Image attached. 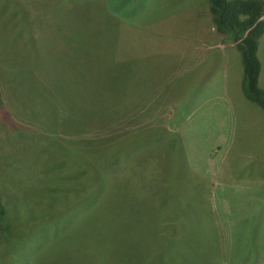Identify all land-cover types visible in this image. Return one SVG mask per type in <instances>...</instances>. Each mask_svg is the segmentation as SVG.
I'll return each mask as SVG.
<instances>
[{
	"label": "rangeland",
	"instance_id": "obj_1",
	"mask_svg": "<svg viewBox=\"0 0 264 264\" xmlns=\"http://www.w3.org/2000/svg\"><path fill=\"white\" fill-rule=\"evenodd\" d=\"M19 1L33 63L0 68V264H174L155 229L179 211L215 234L207 250L199 230L192 262L230 264L226 233L243 241L230 262L263 242L264 111L242 95L240 52L214 31L208 0ZM73 7L84 16L64 21ZM256 53L264 88V28ZM217 74L237 97L215 95ZM154 85L141 112L136 95ZM68 177L54 182L68 204L33 199Z\"/></svg>",
	"mask_w": 264,
	"mask_h": 264
},
{
	"label": "trees",
	"instance_id": "obj_2",
	"mask_svg": "<svg viewBox=\"0 0 264 264\" xmlns=\"http://www.w3.org/2000/svg\"><path fill=\"white\" fill-rule=\"evenodd\" d=\"M209 1V12L211 16L212 26L214 31L218 34L225 36L231 40L235 47L239 50L242 62V76L240 80V88L246 99L255 103L259 108L264 111V89L258 85L259 76V61L257 58V45L258 38L263 32V21L261 16L264 13V1L263 0H208ZM74 8V12H65L63 18L64 21L69 19L71 16L74 19H79L82 11L79 8ZM25 7L23 3L19 0H0V68L5 66L7 68H12L15 66H31L32 60H29L26 43L24 41V23L22 16L25 13ZM62 10V9H61ZM73 14V15H70ZM18 16L17 23H13L9 20L12 17ZM9 21V22H8ZM67 25V23L65 24ZM63 25V26H65ZM70 25V23H69ZM22 34V35H21ZM25 35V34H24ZM27 37V35H26ZM25 44V45H24ZM9 54V57L7 56ZM32 62V63H30ZM35 63V62H34ZM10 80V79H9ZM55 144V143H54ZM64 149V148H63ZM69 153L68 150H64ZM19 156V150L16 151ZM49 155V154H48ZM55 155L57 153L55 152ZM4 156V155H2ZM0 155V157H2ZM6 156H9L6 155ZM63 157L68 156L61 154ZM50 158V155L48 156ZM65 159V158H64ZM51 160V159H50ZM64 172V169H63ZM85 171L78 165V171L74 173V176L84 175ZM63 175H67L65 172ZM75 180L72 177L62 178V180H56L51 182L48 189L45 190H35L33 199H36L39 203L47 204H57L62 203L68 204L70 198H76L70 195V188H65L62 186L59 189H55L54 182L66 183L67 181ZM76 181V180H75ZM186 179L183 180V183ZM78 183V182H77ZM9 191V190H8ZM8 191L0 186V196H3ZM2 198V197H1ZM3 202L7 201L3 199ZM162 203L159 204L161 206ZM175 205V204H174ZM172 203L171 206L175 207ZM185 205L180 204L181 208ZM175 207V208H176ZM167 206L161 208L166 209ZM6 209V206L0 202V219ZM207 216L211 218V213L206 212ZM33 214V213H32ZM209 214V215H208ZM164 216V215H163ZM163 216H158L159 221H164ZM184 214L179 212L173 213L170 218L175 220L174 227L158 226L155 230L156 236L158 234L159 242H157L158 250H160L159 255L167 253L170 250L173 254V258H170L174 264H202V262H192L195 259L194 247L199 249V235L202 234L206 243V249L208 250L209 244L207 240L209 239V234L212 233L215 237L214 232L211 230H205L203 224H193L192 222L186 223L184 220ZM199 220V217H197ZM203 219V216H202ZM167 221V220H165ZM164 221V222H165ZM200 225V227H199ZM192 226L197 227L193 229ZM210 226V225H209ZM170 228V231L168 229ZM202 229V230H201ZM200 230V234H199ZM216 232V229H214ZM194 235L193 237H191ZM207 238V239H206ZM190 242L193 243L194 247L191 246ZM211 248V246H210ZM214 248V246H213ZM211 248L213 251L215 249ZM157 250V251H158ZM181 258H185L184 261ZM231 264V263H230Z\"/></svg>",
	"mask_w": 264,
	"mask_h": 264
},
{
	"label": "crops",
	"instance_id": "obj_3",
	"mask_svg": "<svg viewBox=\"0 0 264 264\" xmlns=\"http://www.w3.org/2000/svg\"><path fill=\"white\" fill-rule=\"evenodd\" d=\"M219 35H221V34H219ZM211 47L215 48L216 50H219V52H220V58H218V56L216 55L215 59L212 58L211 62H210V64L212 66H214L215 69L217 70L218 66L222 67V65L224 63L223 53L221 52L222 47H219L218 45H214ZM257 47H258V45H257ZM190 67L191 66L189 65L187 68H190ZM217 77H218V74H217L216 78H214V82H213L214 83L213 85H215V84L217 85V87L215 88V95H218L217 93H219L220 97L224 94L227 95L228 97L231 95L237 97L238 87H239L240 83L238 82L237 88L234 86H230V88H228V84H224L222 81H220V84L218 86V82H216ZM259 82H260V79H258V83ZM154 89H155V85L153 87L151 86L150 88H148V94L147 95H145V93H143V94L139 93L138 96L136 95L137 107L141 112H143L145 104L149 105L150 103L154 102V100H153V99H155ZM152 113H154V112H152ZM141 116L144 118L143 120H149V119L154 118L153 114L152 115H144L142 113ZM163 126L166 128V126L164 124H163ZM248 156L252 157V155H248ZM261 158L264 159V155H262ZM244 181H248V180H244ZM246 187L247 188H243L242 191H239V192H242V194L236 195V197L246 199V201H247L248 198H246V197H249V195L247 193L250 189H252V187H250V186H246ZM245 194L247 195L246 197H245ZM261 215H264V208L263 207L261 208ZM217 230H219V229H217ZM234 232L236 234L239 233L240 227H238V229H234ZM234 237L235 238L233 241H229L228 239H230V235L226 233V236H225L224 241H223V246H222L223 253L227 255V258L229 259V263H231V264H236V263L237 264H264V240H263V242H260L259 244H255L254 249L246 247V249H243L242 251H240V255H242V258L236 257V255L234 253V248H233L232 256H231L232 260L230 262L229 254H230V247H231L232 243L243 242V241H241V236H239V234L236 236L234 235ZM220 246H221V244H220ZM223 262L227 263L226 261H223Z\"/></svg>",
	"mask_w": 264,
	"mask_h": 264
}]
</instances>
